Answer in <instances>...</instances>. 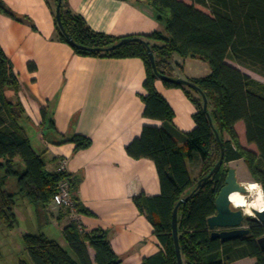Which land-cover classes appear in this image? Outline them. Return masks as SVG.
<instances>
[{
	"label": "trees",
	"instance_id": "trees-1",
	"mask_svg": "<svg viewBox=\"0 0 264 264\" xmlns=\"http://www.w3.org/2000/svg\"><path fill=\"white\" fill-rule=\"evenodd\" d=\"M123 1L143 2L163 26V32L125 38L96 33L81 16L70 11L67 0H61L63 33L56 19L57 0H51L56 40L70 46L74 54L93 58H138L144 64L142 116L161 122L162 126H144L125 152L133 160L147 159L155 166L160 195L142 194L134 197L133 202L151 224L163 252L144 259L142 264H178L171 221L173 210L182 199L186 200L178 207L177 237L183 264H234L244 258L264 264V250L256 243L264 236V225L255 218L246 221L248 236L226 243L212 239L207 225V220L216 214L215 200L224 186L228 163L242 161L252 179L264 187V84L227 63L231 61L264 78V0H189L190 4L181 0ZM0 14L35 30L28 17L15 14L1 0ZM122 39L131 41L115 50L104 51ZM148 48L157 73L168 78H172L170 62L175 55L203 61L210 68L206 77L187 79L198 90L163 82L166 88L181 89L196 108L195 127L189 133H181L173 126L174 113L155 88L158 77L150 64ZM18 93L19 83L12 64L0 48V173H3L0 223L8 230L17 226L16 195L30 203H40L46 209L63 182L68 184L77 214L92 215L78 199L80 177L45 170L42 158L33 150L20 124L27 117ZM203 97L207 113L203 111ZM42 114L45 118L44 111ZM238 123L244 126L247 145L255 146L257 153L240 144L235 130ZM49 126L54 129L53 121ZM218 140L223 146V163L207 178L220 159ZM66 142L75 145L74 152L88 149L92 144L89 138L78 135ZM193 156L198 163L194 179L187 168V162L193 164ZM18 160L24 164L22 173L15 169ZM11 177L16 178V193L5 190ZM60 215L69 216V211L61 208ZM63 236L72 255L42 234H24L22 240L33 264H121L103 230L86 233L76 222L70 221ZM89 249L94 253L93 258Z\"/></svg>",
	"mask_w": 264,
	"mask_h": 264
},
{
	"label": "crops",
	"instance_id": "crops-1",
	"mask_svg": "<svg viewBox=\"0 0 264 264\" xmlns=\"http://www.w3.org/2000/svg\"><path fill=\"white\" fill-rule=\"evenodd\" d=\"M1 1L15 14L28 17L35 27L33 30L28 24L0 14V48L10 60L19 83L18 97L27 117L20 124L33 150L42 158L47 171L57 172L63 162L68 175L81 178L78 199L92 213L78 215L81 229L86 233L105 231L121 264H142L144 259L163 252L151 224L133 202L134 197L142 194L160 195L155 166L147 159L133 160L125 152L144 126H162L161 122L142 116L143 62L138 58L74 54L70 46L56 40L51 0ZM67 3L70 11L81 16L96 33L125 38L163 32L152 10L140 1ZM227 63L240 70V66ZM29 65L34 68L30 70ZM170 66L174 79H197L210 74L209 66L196 59L175 55ZM155 88L174 113L173 126L181 133L191 132L196 108L183 91L166 88L159 79ZM50 121L54 129L49 126ZM76 135L89 138L91 146L74 152L75 145L66 140ZM193 158V164L198 165L197 157ZM43 212L58 228V239H63V230L70 222L68 216L60 215L61 208L53 203ZM89 254L93 258L91 249ZM234 264H256V260L244 258Z\"/></svg>",
	"mask_w": 264,
	"mask_h": 264
},
{
	"label": "rangeland",
	"instance_id": "rangeland-1",
	"mask_svg": "<svg viewBox=\"0 0 264 264\" xmlns=\"http://www.w3.org/2000/svg\"><path fill=\"white\" fill-rule=\"evenodd\" d=\"M200 9L208 13L207 10L203 8ZM230 63L232 64L233 62L230 61ZM239 68L242 72L246 73L251 78L264 84V78L262 76L252 71H249L243 67ZM235 130L238 135L239 141L243 145V147L250 151L254 149L246 144L243 125L238 124V126L235 127ZM224 139H228V137L224 136ZM254 151L256 152V149H254ZM18 161L19 163L15 164V169L18 172L22 173L24 171V164L20 160ZM226 167L233 168L236 170L237 181L239 183L243 185L249 183H256L250 176L245 164L242 161L228 163ZM189 168L191 171V178H196L198 165L192 164ZM2 176L3 173H0V177ZM5 190L10 193L17 192L16 178L11 177L8 179V182L5 186ZM244 197L249 202L252 200L251 195L248 192L244 195ZM43 210L44 207L40 203H30L25 197L16 195L15 212L17 213V226L13 230H8L3 224L0 223V264H33L25 250V246L22 240V236L24 234H44L49 240L56 241L62 248L67 250L72 255L71 250L64 238L58 239L59 236H61L58 228L50 221V218H46ZM251 218H255L254 215H252ZM68 221L71 220L69 219ZM243 227L247 228L246 222L243 223Z\"/></svg>",
	"mask_w": 264,
	"mask_h": 264
},
{
	"label": "water",
	"instance_id": "water-1",
	"mask_svg": "<svg viewBox=\"0 0 264 264\" xmlns=\"http://www.w3.org/2000/svg\"><path fill=\"white\" fill-rule=\"evenodd\" d=\"M60 7H61V0H57V6H56L57 24H58L59 29L64 33L62 25H61V21H60ZM69 41L71 42V39H69ZM130 41H131L130 39H122L119 43H117L116 45L104 51L115 50L116 48ZM78 48L81 49V47H78ZM87 50L91 52L103 51L101 49H87ZM147 55H148L150 64L152 66V69L154 73L157 75L159 80L163 82H170L173 84L184 85L194 90H198L193 84H191L187 80L168 78L166 76L158 74L156 71L153 54L149 48L147 49ZM203 111L207 113V102L204 97H203ZM218 143H219L220 153H221L220 159L207 178L213 175V173L223 163V155H224L223 146L219 140H218ZM200 184L201 182L197 184V188L200 186ZM241 185L243 184L237 181L236 170L233 168H229L227 176L225 178L224 186L220 190L215 200L216 214L207 220L208 228L212 231L211 233L212 239H218L222 243H226L232 240L239 239L241 237L248 236L249 230L243 227V223L249 220L251 216L245 215L243 209L234 207L228 199L229 195L233 193H239L240 195H243V196L247 193L246 188L242 187ZM185 200L186 199H182L177 203V205L175 206L173 210L172 221H171L172 235H173L175 253H176L178 264H183V263H182V258H181V254L179 250V244H178V237H177V228H178L177 213H178V207L182 203H184ZM253 213H254L255 219L260 224L264 225V213L256 212V210H253ZM256 243L261 250H264V236L257 239Z\"/></svg>",
	"mask_w": 264,
	"mask_h": 264
},
{
	"label": "clouds",
	"instance_id": "clouds-1",
	"mask_svg": "<svg viewBox=\"0 0 264 264\" xmlns=\"http://www.w3.org/2000/svg\"><path fill=\"white\" fill-rule=\"evenodd\" d=\"M241 186L245 187L249 193L256 192V198L249 202L242 195L230 194L228 197L230 203L236 208H242L244 213L249 216L254 215L253 209L256 210V212L264 213V187L258 183H250Z\"/></svg>",
	"mask_w": 264,
	"mask_h": 264
},
{
	"label": "built area",
	"instance_id": "built-area-1",
	"mask_svg": "<svg viewBox=\"0 0 264 264\" xmlns=\"http://www.w3.org/2000/svg\"><path fill=\"white\" fill-rule=\"evenodd\" d=\"M58 171L65 172V164L63 162L60 163ZM52 203L59 208H63L69 211V219L76 222L81 229L78 222V214L73 207L72 197L69 192L68 184L66 182L60 184L58 192L53 197Z\"/></svg>",
	"mask_w": 264,
	"mask_h": 264
},
{
	"label": "bare ground",
	"instance_id": "bare-ground-1",
	"mask_svg": "<svg viewBox=\"0 0 264 264\" xmlns=\"http://www.w3.org/2000/svg\"><path fill=\"white\" fill-rule=\"evenodd\" d=\"M249 184H250V183H249ZM245 185H246V184H245ZM246 190H247V189H246ZM247 192H248V191H247ZM248 193H249V192H248ZM233 194H239V193H233ZM249 194L251 195L252 200H254V199L256 198V195H257L256 192H252V193H249ZM239 195H240V194H239ZM242 196H243V195H242ZM252 200H251V201H252ZM251 201H250V202H251ZM253 210H254V209H253ZM253 210H252V211H253ZM243 211H244V210H243ZM246 215H247V214H246Z\"/></svg>",
	"mask_w": 264,
	"mask_h": 264
}]
</instances>
